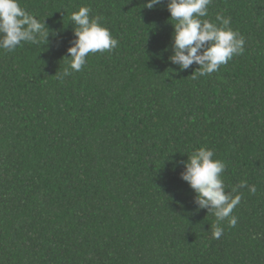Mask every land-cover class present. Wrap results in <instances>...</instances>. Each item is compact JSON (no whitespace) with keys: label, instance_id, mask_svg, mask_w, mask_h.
<instances>
[{"label":"trees","instance_id":"16d2710c","mask_svg":"<svg viewBox=\"0 0 264 264\" xmlns=\"http://www.w3.org/2000/svg\"><path fill=\"white\" fill-rule=\"evenodd\" d=\"M147 2L19 0L50 35L0 50V264H264V0L208 5L245 45L205 76L171 63L168 0ZM80 7L118 47L64 76ZM202 147L226 192L256 187L218 239L181 178Z\"/></svg>","mask_w":264,"mask_h":264},{"label":"clouds","instance_id":"9594fccd","mask_svg":"<svg viewBox=\"0 0 264 264\" xmlns=\"http://www.w3.org/2000/svg\"><path fill=\"white\" fill-rule=\"evenodd\" d=\"M212 0H168L167 11L174 28V55L169 59L172 64H179L181 69H188L194 63L199 66V76L209 75L218 71L234 56L244 52L245 38L230 27V18L217 14V23L202 19L208 16V5ZM163 0H148L144 5L151 10ZM91 9L80 7L73 12L71 21L74 23L76 37L72 47L68 49L69 66L64 76L72 71L79 72L87 62L90 53H103L118 47V41L112 37L108 28L102 26L100 16H91ZM50 32L45 23L20 6L19 0H0V50L14 51L22 42L39 45L46 44ZM207 45V47H205ZM199 53V54H198ZM195 78V77H193ZM215 153L207 148L193 151L181 174L183 181L196 192V203L206 208L216 217L213 237L218 239L224 229L221 222L227 219L229 227H235L237 218L233 210L241 201L238 189L249 188L255 194L256 187L241 181L232 192H226L221 178L225 164L213 159Z\"/></svg>","mask_w":264,"mask_h":264}]
</instances>
